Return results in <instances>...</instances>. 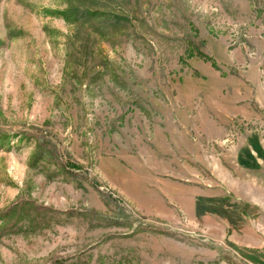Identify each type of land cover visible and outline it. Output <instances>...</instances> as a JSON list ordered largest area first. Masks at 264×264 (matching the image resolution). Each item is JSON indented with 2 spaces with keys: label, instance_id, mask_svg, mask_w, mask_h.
Wrapping results in <instances>:
<instances>
[{
  "label": "rangeland",
  "instance_id": "1",
  "mask_svg": "<svg viewBox=\"0 0 264 264\" xmlns=\"http://www.w3.org/2000/svg\"><path fill=\"white\" fill-rule=\"evenodd\" d=\"M263 41L264 0H0V264H264V88L217 64Z\"/></svg>",
  "mask_w": 264,
  "mask_h": 264
},
{
  "label": "crops",
  "instance_id": "2",
  "mask_svg": "<svg viewBox=\"0 0 264 264\" xmlns=\"http://www.w3.org/2000/svg\"><path fill=\"white\" fill-rule=\"evenodd\" d=\"M206 41V46L209 45V39L205 38ZM214 44H217V39H215ZM264 42V41H263ZM218 45V44H217ZM243 43H239L236 46L233 47L229 51V53L226 52V57L225 61L219 60L218 59V65L220 67H223L227 69L228 67L233 66L236 70V72L239 74L242 73L244 80L243 84L247 85L249 87L250 83H254L255 87L264 88V55H257L255 52H252L251 50H246L244 53H241L242 48L244 47ZM221 48H224L223 45H221ZM215 55H213V49L211 53V57L213 58ZM194 57L196 56H191L189 57V61L191 63H198L200 64V60H195ZM194 61V62H193ZM220 63V64H219ZM212 68V66H210ZM257 70L262 71L261 77L257 76ZM210 71H212L210 69ZM213 72V71H212ZM215 72L217 74L218 71ZM225 80H227L228 84H232L235 87V91L232 93H229L227 97H220V99H210V108L203 109L200 112V117L204 119H208L210 121H213L215 123L214 128L220 129L219 123H225L227 120H231L233 118L236 119H251L254 117L255 111L253 109V91L251 94H243L241 88V84L239 83H234L230 79L226 77H222ZM250 88V87H249ZM236 89H239V91H236ZM245 93H247V89L245 88ZM243 95V98H242ZM178 97L180 96V91H178ZM261 104V103H260ZM182 115L181 113H179ZM225 128V126L223 127ZM166 167V166H165ZM161 191V190H160ZM190 197V196H188ZM191 198V197H190ZM158 212V216L164 215L168 216L166 213L160 214V211ZM153 214V213H152ZM157 215V214H156Z\"/></svg>",
  "mask_w": 264,
  "mask_h": 264
},
{
  "label": "trees",
  "instance_id": "3",
  "mask_svg": "<svg viewBox=\"0 0 264 264\" xmlns=\"http://www.w3.org/2000/svg\"><path fill=\"white\" fill-rule=\"evenodd\" d=\"M70 8H72V9H76V7H74V6H71ZM77 11H79V10H77ZM213 65H214V63H213Z\"/></svg>",
  "mask_w": 264,
  "mask_h": 264
}]
</instances>
